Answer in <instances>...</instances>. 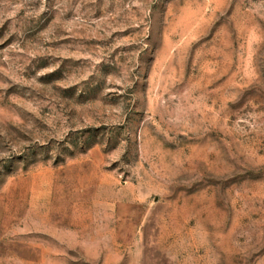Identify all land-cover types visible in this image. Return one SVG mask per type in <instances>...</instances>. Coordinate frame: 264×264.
Listing matches in <instances>:
<instances>
[{
  "label": "rangeland",
  "instance_id": "rangeland-1",
  "mask_svg": "<svg viewBox=\"0 0 264 264\" xmlns=\"http://www.w3.org/2000/svg\"><path fill=\"white\" fill-rule=\"evenodd\" d=\"M0 264H264V0H0Z\"/></svg>",
  "mask_w": 264,
  "mask_h": 264
}]
</instances>
